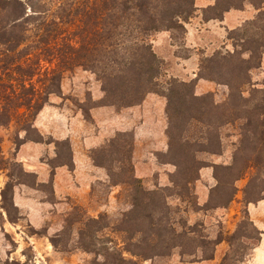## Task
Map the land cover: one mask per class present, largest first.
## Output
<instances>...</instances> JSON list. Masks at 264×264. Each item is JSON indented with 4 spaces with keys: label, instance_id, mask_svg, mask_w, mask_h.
Masks as SVG:
<instances>
[{
    "label": "trees",
    "instance_id": "1",
    "mask_svg": "<svg viewBox=\"0 0 264 264\" xmlns=\"http://www.w3.org/2000/svg\"><path fill=\"white\" fill-rule=\"evenodd\" d=\"M195 1L0 0V128H7L11 124L17 127L15 148L26 141L58 144L59 141L50 138L44 140L33 127V121L42 107L48 104L50 95L61 94L64 74L81 68L94 74L101 84L104 95L94 101L95 107L112 106L119 110L140 104L149 93L164 96L169 120L166 132L169 154L174 145L184 147L181 135L185 122L195 121L203 128L201 138L205 136L207 144L201 145L197 152L219 154L221 141L217 130L237 120L243 121V134L233 154L232 163L228 166L200 164L192 171L194 176L188 177L187 184L198 179L202 167H212L216 183L210 188L206 206H212L214 196L222 193L223 199L215 203L214 207H226L236 194L233 183L251 169L253 174L244 192L246 203H250L255 198L250 195V189L260 187L264 191V97L253 106L248 105L254 93L264 90V86L263 89L252 88L249 77L252 69L260 67L264 52V0H212L213 5L201 10L204 21H222L225 12L231 9L242 10L245 4L256 10L252 20L227 32V39L238 49L233 52L215 51L212 56L200 59L194 80L186 83L171 79L166 82L164 91L159 90L158 79L162 76L163 61L153 52L149 38L161 31L176 30L184 33V23L197 10ZM200 79L226 85L229 90L227 100L218 104L212 93L195 96L194 87ZM245 86L249 87L250 96L247 98L243 97ZM188 110L196 111L184 119L185 111ZM84 113L85 116L89 115ZM31 129L36 133L33 139L28 137ZM20 131L25 132L23 138H19ZM123 136L119 135V139ZM118 142V139L113 138L108 146L91 150L90 157L94 165L110 169L113 162L122 163L124 158L121 153L125 151ZM1 143L0 138V170L5 166H9L12 171L18 167L20 175L36 177L33 173L25 172L19 162L4 158ZM243 143L251 145L248 158L239 155L238 150L242 149ZM208 144L218 148L210 149L206 147ZM178 147L182 154L184 148ZM61 165L72 169L71 156L69 163ZM192 166L193 162L184 167L187 173L193 170ZM220 171L232 174L233 179L228 182L224 177H218ZM11 176L8 175L9 180L0 191L1 202L8 216L9 209L17 211L13 203V187L22 184L11 183ZM52 176L53 171L46 183L49 186H52ZM130 182L136 184L137 179L132 178ZM34 185L43 184L34 181ZM143 194L150 197L155 192ZM132 207V211H136L138 203L134 202ZM154 208L153 200L144 204V217L149 218L155 213ZM245 214H248L247 211ZM9 221L15 223L10 217ZM96 224L98 220L89 219L85 224L87 229L79 231V245L84 250H90L91 245L83 242V236L92 230L90 226ZM169 232L174 234L175 231L170 228ZM257 232L259 236L263 233ZM174 240L175 236H172L171 240L165 242L164 248L170 250L182 246ZM50 243L57 247L53 239H50ZM155 246L153 244L150 248ZM224 260L225 256L220 264ZM93 264L137 263L118 256L111 263L105 258Z\"/></svg>",
    "mask_w": 264,
    "mask_h": 264
},
{
    "label": "rangeland",
    "instance_id": "2",
    "mask_svg": "<svg viewBox=\"0 0 264 264\" xmlns=\"http://www.w3.org/2000/svg\"><path fill=\"white\" fill-rule=\"evenodd\" d=\"M212 3L214 4V1ZM200 13L202 12L200 11ZM195 16H197V10L191 18ZM190 19L187 23H184V33L176 30L161 31L169 33V45L171 47L160 48L157 51V47L154 49V44L151 43L153 52L163 61L162 76L158 79L160 83L159 90L164 91L168 80L176 79L188 83L194 80L197 75L198 70L193 73L192 78H185L182 75L181 68L173 62L174 57L186 59L187 55L188 57L196 56L199 66L200 59L212 56L215 51L233 52L238 49V47L234 48L233 42L229 40L226 42L228 48L222 46L208 55H205L204 50L200 48H186L184 38L186 24L190 22ZM158 34L159 32H156L151 35L150 42ZM205 36L202 39L203 43L212 42L215 44L219 36V27L217 26L214 30L208 31ZM77 69L81 78V87L76 89L73 95L67 94L63 99L68 100L66 104L71 109L80 110L88 126L93 127L94 122L89 111L95 107L96 102L91 99L87 86L83 84L85 82L84 77H91L89 74L91 72H82L81 68ZM249 77L252 88L263 89L264 52L261 55L260 67L252 69L249 72ZM91 79L100 84L95 75ZM68 83L65 78L64 84L67 85ZM212 83L216 87L214 91L207 93L213 94L216 103H224L228 98V87L215 82ZM248 91L249 87H243V97L250 96ZM149 94L165 99V116L162 117V120L164 118L166 122L164 130L166 149L152 150L145 142H142L141 145H135L133 131L130 128L116 131L100 147L95 149L108 146V142L113 138L118 139V144L125 151L121 153L124 158L122 163L113 162L110 169L101 167L104 169L106 177L104 180H97L92 184L89 199L83 204L67 198L65 204L59 207L48 208L49 211L45 213L40 211V219L41 214L44 216L42 226L34 227L29 224L27 217L20 215L18 209L17 211L9 209L8 216L3 208L0 196V264H93L95 261L102 262L105 258L111 263L118 259V256L123 260H133L137 264H197L198 246L200 245L203 248L204 256H209L215 241L221 239L227 242L229 247L223 264H264V248L253 256V249L259 244L261 237L264 239V235H258L257 231L260 230L253 224L249 214H247L248 216L245 214L247 206L251 208L254 206L259 209V212L264 211V191L260 190V187L250 189L252 190L250 195L255 198L250 203H246L247 196L244 192L253 171L248 170L233 183L236 194L226 207H214L215 203L223 199L222 193L214 196L212 206H206L210 188L216 183L212 167H202L198 172V179L187 184L188 177L194 176L193 172L200 164L228 166L232 163L233 154L240 145L239 141L241 133L243 134L242 125L244 122L237 120L217 130L221 141L220 151L219 154H209L197 152L201 145L207 144L206 137L201 138L202 126L195 121L189 123L184 121V132L181 135L183 138L181 144H184V147L174 145L172 152L169 154V140L166 133L169 126L166 114L167 100L159 94ZM194 95L200 96L196 94L195 87ZM263 97L264 90L261 93H254L248 103L249 107L256 102H260ZM173 105L176 104L173 103ZM115 110L117 109L115 108ZM195 111H185L184 119ZM84 112L89 113V115L85 116ZM94 128L97 129L96 125H94ZM17 130L14 124L7 128H0L2 155L11 162H18L14 153V149H16L14 138ZM21 133L24 137L25 132L20 131L19 134ZM119 135L125 136L119 139ZM28 137L31 139L36 137L34 130L31 129L28 132ZM242 145L243 150H238L239 155L248 158L251 155V145L247 143ZM54 146L56 155L48 159L50 166L69 163L71 156L69 141L61 140ZM177 147L184 148L182 154H180L181 152ZM206 147L210 149L218 148L210 144ZM113 157L117 156L113 155ZM135 160H144L147 169L136 174ZM192 162L193 170L187 173L184 167L187 163ZM140 166L141 164L138 165V168ZM145 173H147V176L144 177ZM9 174H12L11 183L22 182V184H16L15 186L25 185L27 188H34L38 191L34 193V203L26 206L27 210L41 209V200L53 202L51 186L43 184L36 187L34 185L33 187L36 177L20 175L18 167L13 171L9 166H5L0 170V191L9 180ZM218 177H224L223 179L228 182L233 179L232 174L226 171H220ZM132 178L137 179L136 184H131ZM145 192H155V195L149 197L143 194ZM203 193L206 195V202L200 205L198 199ZM256 199L260 200L255 202ZM151 200H153L155 213H152L149 218H145L142 208L144 204ZM134 202L138 203V208L133 212L132 204ZM217 209H219L218 214L215 213ZM233 211L235 212L234 215L231 214ZM9 217L15 223H11ZM260 217L263 218L261 226L264 228V215ZM89 219L98 220V224L93 225L94 228L90 226L92 230L83 236V242L91 245L90 250L87 251L79 245V231L87 229L85 224ZM170 228L175 231L174 234L169 232ZM172 236H175L174 241L182 244V246L170 250L165 249V242L171 240ZM50 239L56 242V248L52 246ZM153 244L156 246L151 249L150 246Z\"/></svg>",
    "mask_w": 264,
    "mask_h": 264
},
{
    "label": "crops",
    "instance_id": "3",
    "mask_svg": "<svg viewBox=\"0 0 264 264\" xmlns=\"http://www.w3.org/2000/svg\"><path fill=\"white\" fill-rule=\"evenodd\" d=\"M209 0H196L197 16L190 19L186 24L185 46L186 48H200L204 50L205 55L214 52L217 48H228L227 32L236 29L242 23L252 20L256 15V10L249 4L244 5L242 10L231 9L224 13L222 21L208 20L204 21L200 13L201 9L212 5ZM219 27V36L217 42L213 44L203 43L202 39L208 34V31ZM168 32H159L157 37L151 41L153 47L160 48L171 47ZM201 39V40H200ZM174 63L182 70L185 78H192L193 73L198 70V59L196 56L181 59L174 57ZM81 70V69H80ZM82 72H86L81 70ZM92 78L94 75L89 73ZM91 77H84V86H87L91 99L98 101L103 97L100 84L93 81ZM69 82L64 84V80ZM93 84V85H92ZM81 78L78 69L73 72L64 74L61 81V95H50L48 104L44 105L33 121V127L45 140L47 137L55 141L68 140L71 147L72 169L65 165L51 167L48 159L55 157L54 143L26 141L18 148L14 149L16 160L21 163L26 172L33 173L36 176L37 184H46L52 176V196L53 202L42 201L41 209H28L30 203H34V193L38 192L34 188H27L25 185L15 186L13 189V202L15 207L20 211V215L27 217L29 224L34 227L42 226L44 216L39 212L45 213L48 208L59 207L65 204L67 198L83 204L89 199L91 186L97 180H104V169L94 165L89 153L92 149L100 147L106 139L111 137L116 131L131 129L134 135L135 145L147 143L152 150H165L166 138L164 130L166 128L165 119V99L163 97L148 94L140 105L115 110L109 106H96L91 108L89 113L96 128L89 127L84 120L80 110H74L67 106V99H63L67 94L73 95L76 89L81 86ZM215 84L206 80H198L195 86L197 95L214 91ZM23 138V134H19ZM44 158V160H43ZM144 160H135V172L147 169ZM141 166L138 168V165ZM144 166V167H143ZM138 172V173H137ZM142 177L141 175H138ZM147 176L145 173L144 177ZM162 179V176H161ZM199 204L206 202V195L203 193L199 196ZM219 209L215 211L218 214ZM247 212L253 224L258 230L264 232L263 218L264 211L253 206H247ZM37 214V215H34ZM235 214V212H231ZM230 214V215H231ZM229 215V216H230ZM41 220V221H40ZM264 235V234H261ZM264 248V239L261 237L259 244L253 249V256ZM228 243L223 239L215 241L211 256H204L203 248H197V264H220L221 260L227 253Z\"/></svg>",
    "mask_w": 264,
    "mask_h": 264
}]
</instances>
